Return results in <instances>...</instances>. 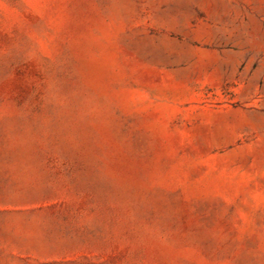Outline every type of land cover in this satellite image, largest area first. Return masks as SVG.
<instances>
[{
	"label": "rangeland",
	"instance_id": "1",
	"mask_svg": "<svg viewBox=\"0 0 264 264\" xmlns=\"http://www.w3.org/2000/svg\"><path fill=\"white\" fill-rule=\"evenodd\" d=\"M0 264H264V0H0Z\"/></svg>",
	"mask_w": 264,
	"mask_h": 264
}]
</instances>
